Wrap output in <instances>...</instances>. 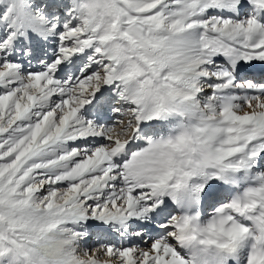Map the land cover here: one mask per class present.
I'll use <instances>...</instances> for the list:
<instances>
[{
    "label": "snow or ice",
    "instance_id": "snow-or-ice-1",
    "mask_svg": "<svg viewBox=\"0 0 264 264\" xmlns=\"http://www.w3.org/2000/svg\"><path fill=\"white\" fill-rule=\"evenodd\" d=\"M0 264H264V0H0Z\"/></svg>",
    "mask_w": 264,
    "mask_h": 264
}]
</instances>
